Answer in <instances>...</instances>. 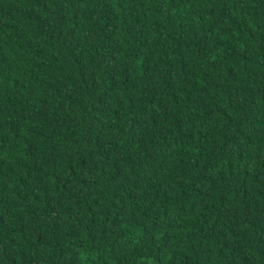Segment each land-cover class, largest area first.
<instances>
[{
    "label": "trees",
    "instance_id": "1",
    "mask_svg": "<svg viewBox=\"0 0 264 264\" xmlns=\"http://www.w3.org/2000/svg\"><path fill=\"white\" fill-rule=\"evenodd\" d=\"M0 264H264V0H0Z\"/></svg>",
    "mask_w": 264,
    "mask_h": 264
}]
</instances>
